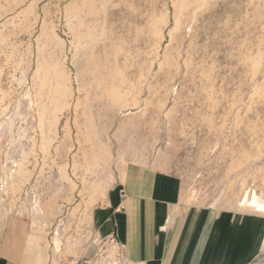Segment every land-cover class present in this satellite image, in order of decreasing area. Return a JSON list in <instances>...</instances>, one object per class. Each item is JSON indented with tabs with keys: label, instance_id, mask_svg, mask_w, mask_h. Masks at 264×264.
<instances>
[{
	"label": "rangeland",
	"instance_id": "rangeland-1",
	"mask_svg": "<svg viewBox=\"0 0 264 264\" xmlns=\"http://www.w3.org/2000/svg\"><path fill=\"white\" fill-rule=\"evenodd\" d=\"M136 167L254 212L239 204L264 197V0H0V250L22 228L75 258Z\"/></svg>",
	"mask_w": 264,
	"mask_h": 264
},
{
	"label": "crops",
	"instance_id": "crops-1",
	"mask_svg": "<svg viewBox=\"0 0 264 264\" xmlns=\"http://www.w3.org/2000/svg\"><path fill=\"white\" fill-rule=\"evenodd\" d=\"M87 220L91 238L117 239L127 264H264V214L190 204L176 178L147 168L116 177ZM1 248L0 264H75L96 253L87 241L75 258H55L46 236L22 228Z\"/></svg>",
	"mask_w": 264,
	"mask_h": 264
},
{
	"label": "built area",
	"instance_id": "built-area-1",
	"mask_svg": "<svg viewBox=\"0 0 264 264\" xmlns=\"http://www.w3.org/2000/svg\"><path fill=\"white\" fill-rule=\"evenodd\" d=\"M96 247V253L89 258L81 257L75 264H127L124 258L123 246L113 235L104 238H91Z\"/></svg>",
	"mask_w": 264,
	"mask_h": 264
},
{
	"label": "bare ground",
	"instance_id": "bare-ground-1",
	"mask_svg": "<svg viewBox=\"0 0 264 264\" xmlns=\"http://www.w3.org/2000/svg\"><path fill=\"white\" fill-rule=\"evenodd\" d=\"M241 207L244 206L248 209H252L254 212L264 214V197L259 198L256 193L250 195H244L240 200Z\"/></svg>",
	"mask_w": 264,
	"mask_h": 264
}]
</instances>
